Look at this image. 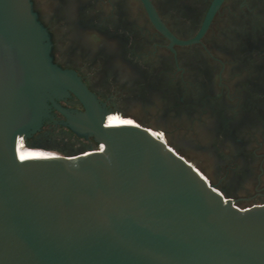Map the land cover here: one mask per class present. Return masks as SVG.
<instances>
[{
  "label": "water",
  "instance_id": "1",
  "mask_svg": "<svg viewBox=\"0 0 264 264\" xmlns=\"http://www.w3.org/2000/svg\"><path fill=\"white\" fill-rule=\"evenodd\" d=\"M98 145L33 156L53 96ZM73 71L52 61L31 0H0V264H264V203L240 206L141 124L112 125Z\"/></svg>",
  "mask_w": 264,
  "mask_h": 264
},
{
  "label": "flooded vegetation",
  "instance_id": "2",
  "mask_svg": "<svg viewBox=\"0 0 264 264\" xmlns=\"http://www.w3.org/2000/svg\"><path fill=\"white\" fill-rule=\"evenodd\" d=\"M31 2L52 61L93 95L95 116L128 117L164 142L176 135L172 143L197 154L238 205L264 203V0ZM53 100L68 115L48 100L26 146H97L70 126L89 116L82 101L68 89Z\"/></svg>",
  "mask_w": 264,
  "mask_h": 264
},
{
  "label": "rangeland",
  "instance_id": "3",
  "mask_svg": "<svg viewBox=\"0 0 264 264\" xmlns=\"http://www.w3.org/2000/svg\"><path fill=\"white\" fill-rule=\"evenodd\" d=\"M168 137L170 138L169 140L167 139L168 144H171L173 146V148L175 150H177L178 152L183 153V151L179 150L172 142L175 140L176 135L174 134H168ZM43 150H48V151H53L57 154H60L61 151L53 149V148H40ZM187 154V155H186ZM186 154H184L187 158H189L190 160H192V162H194V164H196L197 168L207 177L208 175L205 173V171H208V166L206 165V163L204 161H202L200 159V157L192 152L186 151ZM191 157L195 158L197 160L198 163H196L195 161H193V159H191ZM208 178V177H207Z\"/></svg>",
  "mask_w": 264,
  "mask_h": 264
},
{
  "label": "bare ground",
  "instance_id": "4",
  "mask_svg": "<svg viewBox=\"0 0 264 264\" xmlns=\"http://www.w3.org/2000/svg\"><path fill=\"white\" fill-rule=\"evenodd\" d=\"M128 117H123L119 115V118L116 119L112 125H119V124H132V125H137L138 123H134V121H128L127 119ZM154 133H156L157 135H159L158 131L153 130ZM159 137L162 139V137L159 135ZM163 140V139H162ZM164 141V140H163ZM166 142V141H165ZM53 155H57L55 152L53 151H48V150H43L38 148L31 157L33 156H53Z\"/></svg>",
  "mask_w": 264,
  "mask_h": 264
}]
</instances>
